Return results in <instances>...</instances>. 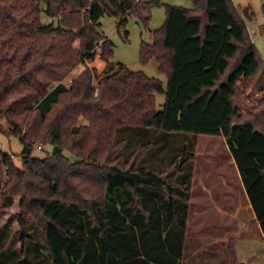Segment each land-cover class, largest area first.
<instances>
[{"label":"trees","instance_id":"trees-1","mask_svg":"<svg viewBox=\"0 0 264 264\" xmlns=\"http://www.w3.org/2000/svg\"><path fill=\"white\" fill-rule=\"evenodd\" d=\"M161 4L0 0V126L22 144L20 166L0 149V205L18 197L22 248H45L47 264H185L193 165L184 166L195 148L189 142L152 170L139 164L150 142L123 157L115 138L122 126L221 137L264 235V63L248 34L255 12L233 0L165 5L163 25L139 50L142 64L156 61L163 85L114 62V44L100 31L104 14L120 29L131 17L147 26ZM97 54L102 73L84 66L65 88L61 80ZM250 87L259 101L243 113ZM157 94L165 95L160 111ZM228 248L229 264H241L232 240Z\"/></svg>","mask_w":264,"mask_h":264},{"label":"rangeland","instance_id":"rangeland-1","mask_svg":"<svg viewBox=\"0 0 264 264\" xmlns=\"http://www.w3.org/2000/svg\"><path fill=\"white\" fill-rule=\"evenodd\" d=\"M262 1L263 0H233L237 9L240 10V7L250 6L255 12V19H253L252 25L248 28V34L264 63V14L262 11ZM160 2L162 3L160 6L152 7L151 17L147 26H144L135 17H131L128 19L124 28L120 29L118 27V18L113 15L104 14L100 18V31L114 44V62L121 63L131 70H141L149 77L161 79L162 76L158 71V66L154 59H151L146 64L140 62V45L142 41L150 42L152 33L163 25L165 21V5H179L185 8H192V4L191 0H160ZM43 20L48 21L44 15ZM98 55L99 54L96 55L92 63L77 65L75 69L61 80L65 88H69L71 81L84 69V66L93 67L98 73H102L105 68V62L101 60ZM161 80L163 85H166V77ZM53 88L54 86H52L50 90ZM243 97L244 99L241 101L242 104L240 107L243 108V113H246L247 108H253L257 105L260 93L250 87L245 90ZM164 101V94L156 95V106L158 111L163 109ZM1 123L0 149L5 153L13 154L14 162L20 166L21 161L19 153L22 150V144L16 136L10 134L9 125L6 122ZM115 138L117 140H123L124 142L121 150V154L124 158L130 155L137 144L150 142L151 147L145 152L144 158L139 164L152 170L160 168L163 160L171 162L177 152L191 142L190 144L195 148L198 158L195 161L188 162L184 166L185 171L193 165V170H204V173L207 174L211 180H214L215 171L216 173L221 171H223V173L225 171L230 173L231 167L227 164L226 159L220 161L214 157L215 153H218L220 157H227L230 152L226 142L221 137L210 135L195 136L184 134V132H165L155 128L141 132L137 127L122 126L116 129ZM190 144L188 146H190ZM43 149L45 150H38L35 148L33 155L36 157H43L45 154L44 151L51 152L50 146L44 147ZM65 154H67V152ZM232 183L237 186L238 180L232 177ZM213 184L216 191L223 187L217 177ZM17 200L18 197L14 198L13 204L8 208H5L6 205H4V202L3 204L1 202L0 205V264H23L22 260L24 257H29L34 264H47V250H45V248L40 247L39 250H35L34 247H29V249L22 248L19 237L20 227L16 222L18 212Z\"/></svg>","mask_w":264,"mask_h":264},{"label":"crops","instance_id":"crops-1","mask_svg":"<svg viewBox=\"0 0 264 264\" xmlns=\"http://www.w3.org/2000/svg\"><path fill=\"white\" fill-rule=\"evenodd\" d=\"M214 157L220 161L226 159L231 174L215 171L214 180L217 177L223 186L216 191L214 180L204 170L192 171L182 260L185 264H229L228 247L232 240L238 262L264 264V235L234 159L230 152L227 157H220L218 153ZM231 176L238 180L237 186Z\"/></svg>","mask_w":264,"mask_h":264},{"label":"built area","instance_id":"built-area-1","mask_svg":"<svg viewBox=\"0 0 264 264\" xmlns=\"http://www.w3.org/2000/svg\"><path fill=\"white\" fill-rule=\"evenodd\" d=\"M39 149L41 148V146L38 147Z\"/></svg>","mask_w":264,"mask_h":264}]
</instances>
